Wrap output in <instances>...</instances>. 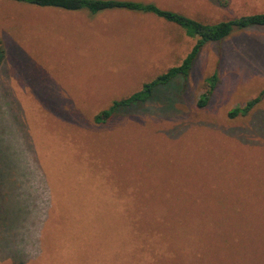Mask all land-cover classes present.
Listing matches in <instances>:
<instances>
[{
  "label": "rangeland",
  "instance_id": "374dc122",
  "mask_svg": "<svg viewBox=\"0 0 264 264\" xmlns=\"http://www.w3.org/2000/svg\"><path fill=\"white\" fill-rule=\"evenodd\" d=\"M122 1L205 24L264 13V0ZM0 40V264H264V27L206 44L186 81L104 125L93 117L196 40L149 13L7 1Z\"/></svg>",
  "mask_w": 264,
  "mask_h": 264
},
{
  "label": "trees",
  "instance_id": "16d2710c",
  "mask_svg": "<svg viewBox=\"0 0 264 264\" xmlns=\"http://www.w3.org/2000/svg\"><path fill=\"white\" fill-rule=\"evenodd\" d=\"M12 3L24 4L37 8H53L62 11H87L90 14H96L106 10H119L124 9L132 12H140L144 14H153L165 22L175 24L180 27L184 34L196 40L189 54L183 59L180 65L169 68L165 73L157 76L149 83L143 84L140 91L136 92L132 96L113 101L108 109L99 112L93 117V123L95 125L106 124L119 109H126L136 104L145 103L149 101L158 92L159 89L170 87L171 84L181 79L186 81L189 72L199 55L201 49L208 43H219L231 36L235 31H242L251 27H264V13L254 14L251 16L241 17L234 20L222 21L215 24H205L197 20L188 18L177 12L170 10H162L154 6L153 4H146L134 1H122V0H0ZM6 57L5 48L0 40V68L2 67ZM217 75L213 74L211 77L205 80V92L199 97L197 102L198 108H204L208 102V99L217 84ZM259 102V98L249 101L243 108L235 109L231 113L232 117L238 114H247L253 106ZM7 151L6 149H4ZM3 147L0 145V165L3 167L9 166L3 158ZM3 155V156H2ZM4 172V169H3ZM0 168V175L3 173ZM143 238L148 240L149 237L140 233Z\"/></svg>",
  "mask_w": 264,
  "mask_h": 264
},
{
  "label": "crops",
  "instance_id": "0c3cea01",
  "mask_svg": "<svg viewBox=\"0 0 264 264\" xmlns=\"http://www.w3.org/2000/svg\"><path fill=\"white\" fill-rule=\"evenodd\" d=\"M88 19H86V20H84V21H87ZM91 22H93V20L91 21ZM165 59V58H164Z\"/></svg>",
  "mask_w": 264,
  "mask_h": 264
}]
</instances>
